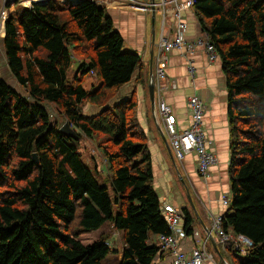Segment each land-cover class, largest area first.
I'll list each match as a JSON object with an SVG mask.
<instances>
[{
  "label": "trees",
  "instance_id": "16d2710c",
  "mask_svg": "<svg viewBox=\"0 0 264 264\" xmlns=\"http://www.w3.org/2000/svg\"><path fill=\"white\" fill-rule=\"evenodd\" d=\"M97 1L40 0L7 18L6 65L23 93L0 65V264H102L120 253V264L165 258L155 238L170 230L138 100L108 105L134 78L149 96L150 75ZM193 13L226 78L231 204L222 225L253 242L245 258L230 245L225 253L232 264H264V0H194ZM49 105L78 140L62 133ZM84 141L106 166L102 182ZM183 211L192 236L197 215ZM116 233L122 248L115 250L108 236Z\"/></svg>",
  "mask_w": 264,
  "mask_h": 264
},
{
  "label": "crops",
  "instance_id": "0c3cea01",
  "mask_svg": "<svg viewBox=\"0 0 264 264\" xmlns=\"http://www.w3.org/2000/svg\"><path fill=\"white\" fill-rule=\"evenodd\" d=\"M100 1L102 3L105 2V0ZM136 1L139 4L151 3V0ZM104 6L108 10L117 30L122 34L125 40V48L129 51L138 52L142 56L150 75L151 67L153 71L156 67V42L161 31L167 35L173 33L174 20L166 16V26H163L165 12L155 9V40H153L152 17L154 11L151 8L137 9L124 0H114L113 3L104 4ZM149 17L151 18V23L148 21ZM184 17L189 25L186 38L194 41L203 37V32L193 11H186ZM158 20L159 24L158 28H156ZM2 31L5 32V28ZM148 32H150V38L148 37ZM191 68L192 73L190 71ZM167 74L171 88L167 91L165 90L161 96L172 108L174 121L179 130L186 129L190 125L191 115L188 108V99L197 94L206 103L207 111L204 118V130L208 138L213 141L211 149L217 158V164L211 168L209 178L203 179L208 182L206 184L197 175V156L195 153L187 155L182 162L175 159L163 122L158 117L159 125H157L153 118L150 96L146 93L144 84L138 83L135 85L134 78L133 82L127 84L122 90L128 88L129 90L125 92L128 98L131 99L135 96L138 100V122L148 138V147L152 156L155 176L154 185L160 198V203L167 202L180 209H193L181 198L183 191H193L197 196L196 200H193L195 211L199 215V217L197 215L198 223L195 230L202 237H208L210 234L207 231L211 229L209 211L213 214L224 215L228 208L222 207L218 203V199L220 196L230 195L228 175L230 126L228 119V93L222 62L220 59L211 62L208 54L203 49H198L194 54L185 50H175L169 54ZM125 94L118 103L125 100ZM157 99L158 95H156V102ZM159 130L165 135L167 145L162 139ZM209 237L208 249L213 254L216 264H224L225 262L232 264L229 256L225 253L226 250L220 244L217 234L212 233ZM111 238L112 235L108 236V242H110L109 239ZM119 247H113V249L116 250ZM116 256L120 257V260L118 258L117 261L114 260ZM121 256V253L120 255H111L102 264H113V262L120 264ZM160 260L158 256L155 260L156 264H160ZM206 264L212 263L207 261Z\"/></svg>",
  "mask_w": 264,
  "mask_h": 264
},
{
  "label": "built area",
  "instance_id": "2783aa9c",
  "mask_svg": "<svg viewBox=\"0 0 264 264\" xmlns=\"http://www.w3.org/2000/svg\"><path fill=\"white\" fill-rule=\"evenodd\" d=\"M40 0H0V32L5 28V24L9 15L15 11L16 6L24 8H32L34 4ZM114 0H105V2L97 1L100 5H108ZM137 9L151 8L150 4H139L136 0H124ZM12 5L10 9L7 6ZM16 5V6H15ZM194 0H155V9L165 12L163 26H166L169 16L174 20V30L171 35H167L161 31V34L156 42L157 56L156 67L154 69V82L156 95L157 115L164 124L165 131L168 135L171 149L175 159L179 162L184 161L185 157L190 153H195L197 156V172L204 178L208 179L211 168L217 164V158L211 149L212 141L208 138L204 130V118L207 110L206 103L199 95H193L188 99V108L191 115L190 125L186 129L177 127L172 108L161 96V94L169 88L171 83L167 75V64L169 54L175 50H185L188 53L194 54L198 49H203L208 54L211 62L217 59L214 51L211 38L203 32V37L191 41L186 38L189 25L184 17L186 11L193 10ZM2 35V33H0ZM4 34V31H3ZM0 35V37H1ZM192 73V68L190 69ZM213 145V144H212ZM223 203L225 208H229L231 204V194L223 195ZM184 209V208H183ZM183 209L173 206L167 202L161 205V214L166 221L170 230L169 235L156 236L155 241L159 243L162 251L165 253V258L160 260V264H204L207 261H213V254L208 249L207 241L199 249L202 251L193 250L187 253L186 246H182L181 242L186 240L184 232L185 213ZM214 218V219H213ZM212 232L216 233L223 249L230 245L233 247L239 257L245 258L249 250L253 246V242L241 234H235L231 230L223 228V215L210 218ZM194 228V237H197ZM210 235H208L209 237ZM210 239V237H209ZM114 247L115 242H109ZM224 264H229L225 262Z\"/></svg>",
  "mask_w": 264,
  "mask_h": 264
},
{
  "label": "rangeland",
  "instance_id": "374dc122",
  "mask_svg": "<svg viewBox=\"0 0 264 264\" xmlns=\"http://www.w3.org/2000/svg\"><path fill=\"white\" fill-rule=\"evenodd\" d=\"M16 6V5H15ZM16 7H18V6H16ZM191 11H193V10H191ZM151 18L149 17V19H148V21H149V23H151ZM199 23V22H198ZM158 24H159V20H158V23H157V25H156V28H158ZM151 28V27H150ZM0 33H3V31H1ZM1 35V34H0ZM148 37L150 38V32H148ZM0 65H1V74H2V77H3V79L4 80H6V82L12 87V88H15V90H17L20 94H22L23 92H22V89H21V87H18V85H17V83H16V81L14 80V78L12 77V75L10 74V71H9V69H8V67H7V65H6V59H5V54H4V49H3V44H2V40H1V37H0ZM136 76V75H135ZM90 82V80H88V82L87 83H89ZM129 89L128 88H125L124 90H120L119 92H117L115 95H114V97L112 98V100L109 102V104L108 105H116V104H118V101L119 100H121V99H123L122 98V96L125 94V92H127ZM129 98H128V96H127V94H125V100H128ZM122 102V101H121ZM49 111H50V113H51V116L53 117V121H55L57 124H59V126L61 127V128H63L64 127V125H66L67 124V122L66 121H64V119H62L61 117H60V115L58 114V112L56 111V109H55V107L53 106V105H49ZM207 111V110H206ZM85 112H86V114H94L95 112H93V108H91V106H89V105H87V107L85 108ZM212 144H213V141H212ZM211 144V148L213 147V145ZM83 146L86 148V153H85V156H86V158H87V160L88 161H90V159H91V155H93V157H95L94 158V160L98 163V164H100V166H99V169H100V173L99 174H97L96 175V177H97V179L99 180V182H102L106 177H107V175H108V172H107V169H106V166L104 165V163H103V160H102V158H101V156H100V154L97 152V150H96V147H95V144H93V142L91 141V142H89V141H84L83 142ZM83 146H81L80 147V150L81 151H84V149H83ZM216 165V164H215ZM92 166V167H91ZM90 167L92 168V170L95 172V167L93 166V165H91ZM197 175L200 177V179L203 181V183H208V182H205L203 179L204 178H202L198 173H197ZM110 187V186H109ZM188 195L191 197V199H192V202H193V205H191V201L189 200V198H188ZM182 197V200L185 202V203H187L188 205H190L192 208H193V210L195 211L196 210V208H195V204H194V201L193 200H196V195L194 194V192L193 191H189V192H187V191H183V194L181 195ZM218 203L220 204V205H222V207H225L224 206V203H223V196H220V198L218 199ZM195 213H196V211H195ZM213 215L214 216H219V214H213L212 212H210L209 211V218H212L213 217ZM220 216H222V215H220ZM214 219V218H213ZM209 232H210V234L212 235V233H214V232H212V227H211V229L209 230ZM196 234H197V236L199 237V238H197V237H194V235L193 236H191V235H189L188 237H186V242H184V241H182L181 242V245L182 246H186V249H187V253H190L191 251H193V250H197V251H202L201 249H199L202 245H204V243L207 241V244L209 243V237H202L200 234H199V232L198 231H196L195 232ZM89 237H91V236H89ZM109 241L110 242H117L116 244H115V246L114 247H118V246H120L119 248H122V235H121V233H116V234H114L113 236H112V238L111 239H109ZM149 243L152 245L153 243H154V240L151 238V241H149ZM118 248V249H119ZM122 252V251H121ZM114 258H116V259H114V260H116L117 261V258H118V260H120V257H118V256H116V257H114ZM209 262L210 263H212V264H216V261L214 260V257H213V261H210L209 260ZM116 264H117V262H115ZM114 262H113V264H115ZM204 264H206V262L204 263Z\"/></svg>",
  "mask_w": 264,
  "mask_h": 264
},
{
  "label": "water",
  "instance_id": "95a60500",
  "mask_svg": "<svg viewBox=\"0 0 264 264\" xmlns=\"http://www.w3.org/2000/svg\"><path fill=\"white\" fill-rule=\"evenodd\" d=\"M151 9L153 12V17H152V32H153V40H155V0H151ZM154 43V41H153ZM155 82H154V74H153V69L151 67V70H150V76H149V96H150V102H151V106H152V113H153V118L156 122L157 125H159V122H158V115H157V110H156V90H155ZM62 133L66 134L67 136L69 137H72L73 139H76L78 140V137H77V133L75 132V130L70 126V124H66L64 125V127L62 128ZM161 136H162V139L165 141L166 145H167V140H166V137L165 135L159 130ZM35 159H36V156H34ZM189 192V191H187ZM188 198L189 200L191 201V205H193V202H192V199L191 197L188 195ZM196 215L197 212H196ZM199 217V215H198ZM208 234H210L209 231H207ZM211 235V234H210Z\"/></svg>",
  "mask_w": 264,
  "mask_h": 264
},
{
  "label": "flooded vegetation",
  "instance_id": "af4514ba",
  "mask_svg": "<svg viewBox=\"0 0 264 264\" xmlns=\"http://www.w3.org/2000/svg\"><path fill=\"white\" fill-rule=\"evenodd\" d=\"M196 95V94H195Z\"/></svg>",
  "mask_w": 264,
  "mask_h": 264
}]
</instances>
